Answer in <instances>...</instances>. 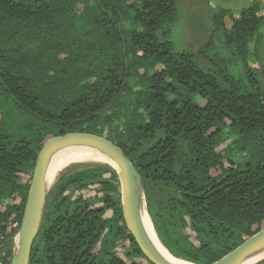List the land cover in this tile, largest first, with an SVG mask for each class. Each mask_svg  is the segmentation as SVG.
Returning <instances> with one entry per match:
<instances>
[{
	"label": "trees",
	"instance_id": "1",
	"mask_svg": "<svg viewBox=\"0 0 264 264\" xmlns=\"http://www.w3.org/2000/svg\"><path fill=\"white\" fill-rule=\"evenodd\" d=\"M176 19L177 0H0V264L39 151L68 134L124 152L175 257L212 264L264 228V69L250 63L262 62L264 3L214 7L197 53L173 50ZM2 103L41 130L10 136ZM55 182L29 264H154L127 229L113 168L75 166Z\"/></svg>",
	"mask_w": 264,
	"mask_h": 264
},
{
	"label": "water",
	"instance_id": "2",
	"mask_svg": "<svg viewBox=\"0 0 264 264\" xmlns=\"http://www.w3.org/2000/svg\"><path fill=\"white\" fill-rule=\"evenodd\" d=\"M77 146H86L101 150L115 161L119 170L112 165L108 166L117 172L121 181L122 214L128 231L131 233L139 248L152 263L174 264L155 249L143 229L137 206L141 194L144 204H146V202L138 171L124 152L114 143L101 136L85 133L68 134L51 138L39 151L20 228L17 232V234L21 236V242L17 251H15L14 247L13 258L10 264H29L31 247L41 226L43 210L49 191L46 184V171L49 156L54 152ZM260 247H264V228L248 237L236 248L212 264H243L252 252ZM186 262L192 263L189 261Z\"/></svg>",
	"mask_w": 264,
	"mask_h": 264
},
{
	"label": "rangeland",
	"instance_id": "3",
	"mask_svg": "<svg viewBox=\"0 0 264 264\" xmlns=\"http://www.w3.org/2000/svg\"><path fill=\"white\" fill-rule=\"evenodd\" d=\"M249 1L250 0H177V19L172 23L169 32V39L171 40L173 50H189L197 53L199 46L203 44L211 34V16L214 7L222 6L225 8L237 9L246 5ZM262 1L264 3V0ZM225 21L228 25L230 24L228 18H225ZM215 45L216 48L219 49L218 39L215 40ZM250 63L253 67L258 68L259 71L261 69L263 70L264 52L261 63L254 58L250 60ZM2 108L8 113L9 118L8 120L6 119L8 121L6 122V128L10 136H26L31 138L38 130H41L40 126L42 121L17 106L14 105L10 108L7 104H3ZM226 147L227 141L221 143L218 150L224 151ZM234 157L235 159H240V156H237V154L234 155ZM75 166L80 165H72L64 168L59 172L57 178L61 173ZM76 194L77 192L74 191L71 196L73 197Z\"/></svg>",
	"mask_w": 264,
	"mask_h": 264
},
{
	"label": "bare ground",
	"instance_id": "4",
	"mask_svg": "<svg viewBox=\"0 0 264 264\" xmlns=\"http://www.w3.org/2000/svg\"><path fill=\"white\" fill-rule=\"evenodd\" d=\"M84 164L112 165L119 170L115 161H113L111 157H109L106 153H104L101 150L86 146H77V147L60 150L52 153L48 158L47 171H46V184L48 189L52 187L61 170L72 165H84ZM137 206H138L143 229L150 243L155 247V249L163 257H165L167 260L171 261L174 264H193V263H188L182 259H179L178 257H175L173 254H171L168 251V249L161 242L154 229L151 218L146 210L142 194L139 196ZM20 242H21V236L20 234H17L14 237L15 251L18 250ZM263 257H264V247L257 248L252 252V254L245 260L243 264L259 263V260L260 259L262 260Z\"/></svg>",
	"mask_w": 264,
	"mask_h": 264
}]
</instances>
